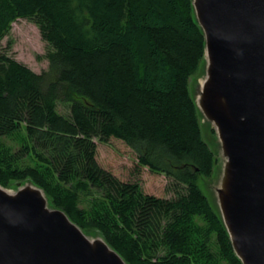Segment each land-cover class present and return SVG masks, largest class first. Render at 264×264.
I'll list each match as a JSON object with an SVG mask.
<instances>
[{
  "label": "trees",
  "instance_id": "1",
  "mask_svg": "<svg viewBox=\"0 0 264 264\" xmlns=\"http://www.w3.org/2000/svg\"><path fill=\"white\" fill-rule=\"evenodd\" d=\"M19 19L51 50L41 73L0 53V184L33 181L129 264H242L199 184L218 158L189 89L205 55L192 1L0 0V45ZM110 138L172 178L177 197L102 168L95 139Z\"/></svg>",
  "mask_w": 264,
  "mask_h": 264
},
{
  "label": "water",
  "instance_id": "2",
  "mask_svg": "<svg viewBox=\"0 0 264 264\" xmlns=\"http://www.w3.org/2000/svg\"><path fill=\"white\" fill-rule=\"evenodd\" d=\"M191 1L205 40L192 98L219 155L200 181L241 263L264 264V0ZM0 264L129 263L26 180L0 184Z\"/></svg>",
  "mask_w": 264,
  "mask_h": 264
},
{
  "label": "rangeland",
  "instance_id": "3",
  "mask_svg": "<svg viewBox=\"0 0 264 264\" xmlns=\"http://www.w3.org/2000/svg\"><path fill=\"white\" fill-rule=\"evenodd\" d=\"M11 44V46L8 45ZM51 46L42 38L39 27L33 20L19 19L13 23L9 33L3 38L0 45V53H6L16 61L26 65L36 73L48 70L49 61L47 53ZM189 89L192 91L191 81ZM192 95V92H191ZM60 113L67 115L68 106L60 103L58 105ZM204 140H210L208 132L204 131ZM207 137V139H206ZM97 144V161L99 165L110 171L122 182H138L142 191L147 195L158 198L174 199L177 197L178 188L176 182L163 173L157 174L149 170L148 167L140 166L136 152L121 140L110 138L107 142H100L95 139ZM219 160V155H216ZM217 165L214 168L212 178L207 183L213 181ZM200 187L208 197V190L204 186V181H200ZM178 188V189H177ZM182 190L184 189L181 186Z\"/></svg>",
  "mask_w": 264,
  "mask_h": 264
}]
</instances>
